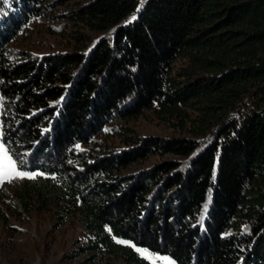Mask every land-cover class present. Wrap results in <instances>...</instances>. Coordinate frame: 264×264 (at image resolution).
Returning a JSON list of instances; mask_svg holds the SVG:
<instances>
[{"label":"trees","instance_id":"1","mask_svg":"<svg viewBox=\"0 0 264 264\" xmlns=\"http://www.w3.org/2000/svg\"><path fill=\"white\" fill-rule=\"evenodd\" d=\"M39 18L73 49L13 50ZM0 106L9 154L41 173L16 197L77 219L71 258L264 264V0H0ZM147 112L179 135L116 124Z\"/></svg>","mask_w":264,"mask_h":264},{"label":"rangeland","instance_id":"2","mask_svg":"<svg viewBox=\"0 0 264 264\" xmlns=\"http://www.w3.org/2000/svg\"><path fill=\"white\" fill-rule=\"evenodd\" d=\"M64 10L66 8L58 7L53 13L60 14ZM69 38L64 24L48 18H39L25 28L11 47L17 52L43 56L73 49ZM116 124L131 127L142 137L179 135L150 112L139 118ZM0 145L7 150L2 141L1 124ZM89 148L97 150L94 143ZM169 159L171 156L168 155L150 157L123 173L132 174ZM19 180L16 179L12 183L5 182L0 186V264H89L86 263L87 255L77 259L70 257L85 245L86 234L77 219L70 216L62 220L56 211L37 213L31 208H24L15 193ZM140 250L139 253L152 264L174 262L168 256L154 254L147 249ZM113 264L129 263L124 258H120L114 260Z\"/></svg>","mask_w":264,"mask_h":264},{"label":"snow or ice","instance_id":"3","mask_svg":"<svg viewBox=\"0 0 264 264\" xmlns=\"http://www.w3.org/2000/svg\"><path fill=\"white\" fill-rule=\"evenodd\" d=\"M22 165L18 166L17 162L8 154V151L3 145H0V186L5 182L12 183L16 179H29L34 180L41 173H30L27 171L19 170ZM117 243H124L123 241H117ZM137 252L141 250L136 249ZM146 255V254H145ZM166 264H174L172 261H167Z\"/></svg>","mask_w":264,"mask_h":264}]
</instances>
